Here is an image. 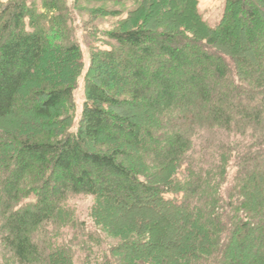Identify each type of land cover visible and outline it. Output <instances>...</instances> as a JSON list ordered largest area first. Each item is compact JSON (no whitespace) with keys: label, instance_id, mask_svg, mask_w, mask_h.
<instances>
[{"label":"trees","instance_id":"obj_1","mask_svg":"<svg viewBox=\"0 0 264 264\" xmlns=\"http://www.w3.org/2000/svg\"><path fill=\"white\" fill-rule=\"evenodd\" d=\"M142 1L89 52L75 131L78 7L0 5V121L17 124L0 128V264H73L72 194L124 240L101 264H264V0H226L213 26L196 0Z\"/></svg>","mask_w":264,"mask_h":264},{"label":"rangeland","instance_id":"obj_2","mask_svg":"<svg viewBox=\"0 0 264 264\" xmlns=\"http://www.w3.org/2000/svg\"><path fill=\"white\" fill-rule=\"evenodd\" d=\"M14 0H0V5H4ZM38 1V0H37ZM197 7L203 21L210 26L216 24L222 14L224 3L226 0H196ZM66 3L78 7L77 11L72 12L74 20L70 24L72 39L78 43L83 54V71L77 78L76 86L73 90L72 103L74 105V124L70 128L75 131L77 121L80 115L82 103L84 101V71L89 63V52L93 49H108V40L106 33L113 30L124 21L130 9L134 7V3H143L142 0H66ZM16 123H10L7 120L0 121L1 130L10 128L17 130ZM32 130V129H28ZM27 129L23 133L29 132ZM35 134V132H34ZM207 134V138H205ZM195 146L198 147L201 141L207 139L206 142H223L235 140L243 143L238 137H228L225 133H200L193 137ZM67 204L73 211L77 222L80 224L77 230H66L63 238L68 242L71 239L74 245V262L73 264H101L104 256L107 254L108 247L119 246L124 240L119 236H112L109 233H101L93 225L90 219V209L93 205V198L84 194H72L67 199ZM162 232L167 229L162 225ZM157 233H154V236ZM158 237V236H157ZM76 242V243H75ZM84 246V248H83ZM121 257V254L118 255ZM116 256V257H117Z\"/></svg>","mask_w":264,"mask_h":264}]
</instances>
